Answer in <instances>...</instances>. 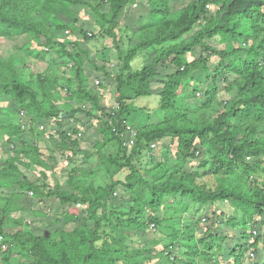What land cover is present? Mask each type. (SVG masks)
<instances>
[{
    "label": "trees",
    "instance_id": "1",
    "mask_svg": "<svg viewBox=\"0 0 264 264\" xmlns=\"http://www.w3.org/2000/svg\"><path fill=\"white\" fill-rule=\"evenodd\" d=\"M16 38L47 69L0 54V264H264V0H0ZM151 96L158 118L132 125ZM41 125L98 166L52 185Z\"/></svg>",
    "mask_w": 264,
    "mask_h": 264
},
{
    "label": "rangeland",
    "instance_id": "2",
    "mask_svg": "<svg viewBox=\"0 0 264 264\" xmlns=\"http://www.w3.org/2000/svg\"><path fill=\"white\" fill-rule=\"evenodd\" d=\"M184 5V2L179 3V6L182 7ZM134 12L140 13L141 12V7L137 5L134 6ZM89 30L88 32H90V29H92V24L91 26L88 27ZM92 31V30H91ZM94 32V30L92 31ZM27 41L26 38H16V39H8V40H0V54L2 56H4L6 59L9 58H14V60L18 63V64H24L28 65V71H24L27 72L29 75H35V74H39L42 72H45L47 69V64L45 63H35L34 60H28V61H24L22 56H21V48L22 46L25 44V42ZM96 46H90V45H86L87 48H90V52L92 53L93 56H96L98 53L99 58L101 59V57L105 54V52L102 49H106V48H110V43L109 41H100L98 43H95ZM128 47V46H127ZM110 58L112 59L113 63H117L118 62V56H117V52L116 50H112L111 53H109ZM189 58L192 59V55H189ZM102 60V59H101ZM147 62V61H146ZM112 62L109 63V65L112 67L114 64ZM144 58L142 56H139L138 58H136V60L134 61L133 65L134 68L137 69H141L144 66ZM104 94H106L107 96V100L111 103L114 102V96H115V90L114 88H112L111 90H106L104 91ZM135 95V94H134ZM4 102V106H7L8 103ZM160 100L158 96H151V97H142L139 98L137 100H135L134 105L136 107H143L146 108L145 111H138V113H133L130 116V122L132 125L136 126V127H142V126H146L148 123H150L151 119L149 118V115L151 114V117L153 118V122L156 121V119L158 118V109H159V104ZM18 118V117H17ZM19 119V118H18ZM17 119V120H18ZM84 123H88L85 117L83 119ZM19 121V120H18ZM17 121V122H18ZM94 122L93 121L91 124L89 125V129H87V134L90 135L92 133L93 130H95L94 127ZM27 123V121L24 119L22 121V124ZM135 127V128H136ZM39 144L42 147V151L45 154V160H51L49 158V156H52L53 158H56V164H59L56 166V168L53 170V172L49 173V177L51 180V184L52 185H57L58 183H64L68 180V176L71 174V172L74 169H86L89 170L91 169L90 167L93 166L94 168H96L99 164V156L98 153L94 147V143H92V141L89 139L88 142H85L83 144V152L79 153L76 155L75 160L70 163L69 165L60 157L61 156V152L59 150L56 149V147L54 146V144H52V138H50V136H48L47 134L51 135L54 134L55 131L51 130V126L47 125L46 126H39ZM47 129V134L44 132ZM89 137V136H88ZM57 150V151H56ZM177 152V145H172L170 146V153H171V157H175V154ZM51 157V158H52ZM105 172H102V174H98V179L96 178L95 182L96 183H102V182H108L109 181V177L108 174H104ZM30 176H32V173H30ZM102 178V179H101ZM67 185V184H66ZM65 187L67 188L68 185ZM41 204V203H40ZM47 205H49V203L47 204H41V206L44 208L48 209V212L50 214L51 217H54L53 215H56L55 212H53V210H49L50 207H47ZM177 213L179 212V210H175ZM179 216V215H178ZM177 216V218H178ZM29 219V217H27ZM33 219L28 220L27 222L31 221ZM153 233H156V231L154 232V230L152 231Z\"/></svg>",
    "mask_w": 264,
    "mask_h": 264
},
{
    "label": "built area",
    "instance_id": "3",
    "mask_svg": "<svg viewBox=\"0 0 264 264\" xmlns=\"http://www.w3.org/2000/svg\"><path fill=\"white\" fill-rule=\"evenodd\" d=\"M207 8H208V9H211V5H208ZM66 33H67V35H69V34H70V31H67ZM98 83H99V82H98ZM128 130H130V131L132 132L133 135H136V134H135V131L132 129L131 126H128ZM129 144H130V146H133V145H134V141H131V143H129ZM156 147H157L156 144H153V145H152V148H153V149H155ZM31 195H32V193H31ZM78 207L81 208V209H86V208H87L86 206H81V204H79ZM154 227H155V226L152 225V229H153ZM7 249H8V245L6 244V240H5V238H4V237H0V254H1L2 252H4L5 250H7ZM251 256H252V257H255L254 254H251Z\"/></svg>",
    "mask_w": 264,
    "mask_h": 264
}]
</instances>
